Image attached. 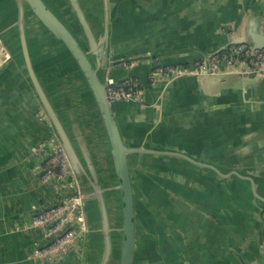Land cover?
Here are the masks:
<instances>
[{"label": "water", "instance_id": "95a60500", "mask_svg": "<svg viewBox=\"0 0 264 264\" xmlns=\"http://www.w3.org/2000/svg\"><path fill=\"white\" fill-rule=\"evenodd\" d=\"M111 18L109 0H0V39L10 55L0 66V93L24 80L52 136L50 146L39 148L43 134L26 154L33 158L28 175L38 177L34 171L57 147L67 156L85 221L78 264H249L246 256L264 264V120L236 134L226 133L233 126L223 119L222 129L208 124L205 135L154 145L156 130L132 119L134 102L108 98L110 80L138 78L151 106L159 103L154 89L166 94L179 79L227 62L201 73L191 63V72L153 85L151 72L172 64L116 54ZM242 43L263 48L264 34L256 40L246 32L198 60ZM243 75L264 79L252 70ZM187 196L202 211L188 210L179 199ZM24 214L9 231H31L15 228Z\"/></svg>", "mask_w": 264, "mask_h": 264}, {"label": "crops", "instance_id": "0c3cea01", "mask_svg": "<svg viewBox=\"0 0 264 264\" xmlns=\"http://www.w3.org/2000/svg\"><path fill=\"white\" fill-rule=\"evenodd\" d=\"M109 1L113 48L118 55L144 54L155 62L189 67L246 32L256 40L264 34V0ZM243 73L241 65L221 66L218 72L202 73L197 79H179L166 94L162 87L154 89L153 100L159 103L148 106L144 99L143 105L132 103V119L136 126L156 130V146H168L182 135H205L208 124L222 129L223 119L233 126L226 133H246V122L254 131L257 120H264V79H250ZM9 85L0 93V264H42L33 257L36 243L42 241L39 232L9 230L19 212L29 213L33 204L51 206L64 196L27 173L33 158L26 154L47 128L27 83L16 78ZM156 120L159 128H155ZM192 139L203 141L202 136ZM70 254L71 259L60 264H78L80 253ZM253 262L249 258L248 263Z\"/></svg>", "mask_w": 264, "mask_h": 264}, {"label": "built area", "instance_id": "2783aa9c", "mask_svg": "<svg viewBox=\"0 0 264 264\" xmlns=\"http://www.w3.org/2000/svg\"><path fill=\"white\" fill-rule=\"evenodd\" d=\"M7 49L0 39V66L9 58ZM221 62L227 67L244 66V72L252 70L264 74V47L252 49L247 44H231L213 54L208 62L198 60L194 63L199 73L207 69L218 70ZM191 72L188 66L167 65L155 68L150 74L153 85L160 86L168 79ZM138 78L124 79L120 82L110 80L107 86L108 98L112 101L125 100L143 103V89ZM52 136L47 134L41 139L39 148L50 146ZM38 149H34L37 152ZM34 173L39 183L52 188L64 198L45 208L33 204L29 213L23 217L21 227L16 229L37 230L43 243H36L33 257L42 264H51L72 252L81 251V241L85 230L82 212V198L74 175L69 167L67 156L61 147H57L53 156L36 168Z\"/></svg>", "mask_w": 264, "mask_h": 264}, {"label": "flooded vegetation", "instance_id": "af4514ba", "mask_svg": "<svg viewBox=\"0 0 264 264\" xmlns=\"http://www.w3.org/2000/svg\"><path fill=\"white\" fill-rule=\"evenodd\" d=\"M261 194H263V193H261ZM233 195H242V193L241 192H236V193H233ZM221 197H223V196H221ZM179 199H181V200H183V201H186V202H189V203H186V204H188L189 206L188 207H186L188 210H191V211H193L194 209L195 210H200V211H202V209H201V207H203V206H197L196 204H194L195 202L193 201V199H191L190 198V196H187L186 198L185 197H183V198H179ZM194 202V203H193ZM223 224V226H224V223H222ZM221 224V225H222ZM219 229L217 228V227H213V231H218ZM247 257V256H246ZM245 257V258H246ZM249 257V256H248ZM246 258V260H249V258ZM250 259H251V257H250ZM240 264V263H239Z\"/></svg>", "mask_w": 264, "mask_h": 264}, {"label": "trees", "instance_id": "16d2710c", "mask_svg": "<svg viewBox=\"0 0 264 264\" xmlns=\"http://www.w3.org/2000/svg\"><path fill=\"white\" fill-rule=\"evenodd\" d=\"M140 88H142V84H140ZM48 134V131L44 132V135L46 136Z\"/></svg>", "mask_w": 264, "mask_h": 264}]
</instances>
